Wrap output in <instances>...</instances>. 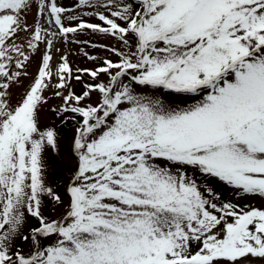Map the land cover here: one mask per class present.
<instances>
[{
    "label": "snow or ice",
    "instance_id": "snow-or-ice-1",
    "mask_svg": "<svg viewBox=\"0 0 264 264\" xmlns=\"http://www.w3.org/2000/svg\"><path fill=\"white\" fill-rule=\"evenodd\" d=\"M76 8L92 11L0 0V264L264 260V209L219 201L195 175L264 197V0H78ZM57 41L78 45L95 66L74 70ZM13 85L24 88L14 104ZM48 91L61 101L53 112L80 117L67 202L45 176L43 153L56 146L55 129L40 126ZM45 201L62 211L46 216ZM29 218L38 223L25 234Z\"/></svg>",
    "mask_w": 264,
    "mask_h": 264
},
{
    "label": "rangeland",
    "instance_id": "rangeland-1",
    "mask_svg": "<svg viewBox=\"0 0 264 264\" xmlns=\"http://www.w3.org/2000/svg\"><path fill=\"white\" fill-rule=\"evenodd\" d=\"M58 3L68 8L72 11L73 14L83 16V12L85 11H92V9L84 8V9H77L76 4L78 3V0H58ZM36 10L35 8H31L28 10L27 15V23L31 25L34 22V19H36ZM84 19H88L91 22H98L92 17H83ZM47 26V25H45ZM24 35L23 33L21 34ZM82 38L87 39L88 36L86 34H82ZM106 43H114V42H106ZM56 48H60L61 52H64L67 50L69 61L75 70L76 68H83V67H94L95 65L87 61L86 58L82 56V54L79 51V46L75 44H61V42H56ZM44 50V46L41 45V51ZM87 51L90 52V54L97 55L100 57L109 56L107 52H104L103 50H94V49H87ZM33 61V63L29 66L28 71L29 73L34 76L36 74V68H37V60ZM59 55L54 54V60H53V68H55L57 62L59 61ZM111 59L115 60L117 59L115 56H111ZM101 80L106 81V76H101ZM84 80H88V77H84ZM88 82H91L88 80ZM30 83V79H25L23 81L24 86L26 87ZM73 89L79 94L82 90V84L77 83L75 81L72 82ZM141 94H150V95H156L159 96L165 103L171 101L173 99L172 96L167 94L164 90H150L146 88H138L137 89ZM12 103H16L17 98L19 97L20 93L24 91V88L19 85H13L12 86ZM46 96L51 97L49 99V102L47 104H44L41 106L39 110V118H40V126L42 129L51 127L55 129L56 131V146L53 148L51 146L46 147L43 157L45 160V176L47 179V182L49 186H52L65 200V202L68 201L65 193V186L69 183V178L73 174L70 171V168L73 165V162H75L78 157L75 153L74 149V137L76 134V129L79 127L78 121L80 120V117L78 114H74L71 112L67 113H60L59 115L52 111L53 108L59 107L61 104V101L58 98L52 97L51 91L44 93ZM98 96L96 93H93L91 101L88 102H95L97 100ZM73 153L74 157H71L70 155ZM189 174L192 175V171L189 169ZM197 178V182L202 186V190L211 188L212 193L218 198L219 201L222 202H231L236 205H238L240 208H258V209H264V197H260L258 195L252 196V195H244L242 192L237 193L233 190L231 186L225 185L222 182L218 181L215 178L212 177H202L198 173L195 174ZM57 183V186H56ZM59 187V188H58ZM206 195L208 193H205ZM49 201H45L44 204V212H47L48 214L46 216L50 218H55L57 214L62 211L61 208H58L55 206V202L50 206L47 205ZM52 203V202H51ZM35 219L29 218L27 224L24 227L25 234H27V231L30 227L37 226V223H35ZM19 240H17V247L23 248L24 252H28L30 249V242L25 243L23 241L18 243ZM52 243L51 240L45 241V244ZM253 264H264V260L256 259L253 261Z\"/></svg>",
    "mask_w": 264,
    "mask_h": 264
},
{
    "label": "trees",
    "instance_id": "trees-1",
    "mask_svg": "<svg viewBox=\"0 0 264 264\" xmlns=\"http://www.w3.org/2000/svg\"><path fill=\"white\" fill-rule=\"evenodd\" d=\"M56 186H57V183H56ZM58 188H59V187H58ZM49 203H50V204H48V202H47V205H50V206H51L54 202H52V203L49 202ZM45 209H47V212H46V213L44 212V214L47 215V214L49 213V212H48L49 208H45ZM35 223H38V222L35 221ZM20 242H21V241L19 240L18 243L20 244Z\"/></svg>",
    "mask_w": 264,
    "mask_h": 264
},
{
    "label": "water",
    "instance_id": "water-1",
    "mask_svg": "<svg viewBox=\"0 0 264 264\" xmlns=\"http://www.w3.org/2000/svg\"><path fill=\"white\" fill-rule=\"evenodd\" d=\"M70 156H72V155H70Z\"/></svg>",
    "mask_w": 264,
    "mask_h": 264
}]
</instances>
